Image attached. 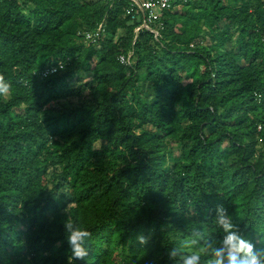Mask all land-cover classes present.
<instances>
[{"label":"trees","instance_id":"trees-1","mask_svg":"<svg viewBox=\"0 0 264 264\" xmlns=\"http://www.w3.org/2000/svg\"><path fill=\"white\" fill-rule=\"evenodd\" d=\"M128 5L0 0V264H69L65 222L71 264H181L218 205L264 243V0H189L156 39Z\"/></svg>","mask_w":264,"mask_h":264},{"label":"clouds","instance_id":"clouds-1","mask_svg":"<svg viewBox=\"0 0 264 264\" xmlns=\"http://www.w3.org/2000/svg\"><path fill=\"white\" fill-rule=\"evenodd\" d=\"M10 85L3 75H0V95H7ZM216 224L222 230V236L217 239L201 228L193 229L190 239L182 247H172L169 250V258H181V264H201V255L197 251L186 254L184 248H199L201 252H209L213 257V264H264V243L261 247L246 239L233 222L231 215L222 205L216 208ZM67 243L70 247L71 256L69 264L74 260H85L89 255L87 241L91 233L72 222L64 224ZM140 244H147L144 236L138 237Z\"/></svg>","mask_w":264,"mask_h":264},{"label":"built area","instance_id":"built-area-1","mask_svg":"<svg viewBox=\"0 0 264 264\" xmlns=\"http://www.w3.org/2000/svg\"><path fill=\"white\" fill-rule=\"evenodd\" d=\"M112 2L113 0H104ZM189 0H128L129 5L125 9V15L131 16L134 21L139 22V26L135 29V34L140 31H148L156 39L158 37V29L162 28V17L165 12L172 11L178 4L187 3ZM105 28L103 24H99L91 31H78L77 37L87 45H95L101 36H103ZM130 54L119 56L118 62L121 65H128ZM63 67L62 62H58L56 66L47 68L42 76L46 77L55 74Z\"/></svg>","mask_w":264,"mask_h":264},{"label":"rangeland","instance_id":"rangeland-1","mask_svg":"<svg viewBox=\"0 0 264 264\" xmlns=\"http://www.w3.org/2000/svg\"><path fill=\"white\" fill-rule=\"evenodd\" d=\"M175 9H177V6L175 7ZM123 34V32L119 33V36H121ZM203 264V263H201ZM210 264H213V263H210Z\"/></svg>","mask_w":264,"mask_h":264}]
</instances>
